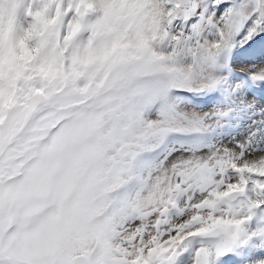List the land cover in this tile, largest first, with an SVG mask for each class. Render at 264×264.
Returning <instances> with one entry per match:
<instances>
[{"label": "snow or ice", "instance_id": "obj_1", "mask_svg": "<svg viewBox=\"0 0 264 264\" xmlns=\"http://www.w3.org/2000/svg\"><path fill=\"white\" fill-rule=\"evenodd\" d=\"M0 264H264V0H0Z\"/></svg>", "mask_w": 264, "mask_h": 264}]
</instances>
